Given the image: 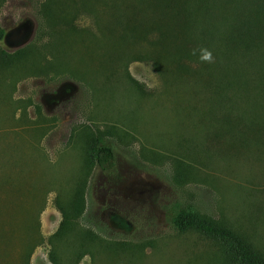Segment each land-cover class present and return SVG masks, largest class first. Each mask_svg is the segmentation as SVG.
<instances>
[{
  "label": "rangeland",
  "instance_id": "obj_1",
  "mask_svg": "<svg viewBox=\"0 0 264 264\" xmlns=\"http://www.w3.org/2000/svg\"><path fill=\"white\" fill-rule=\"evenodd\" d=\"M42 1L0 0V49L30 52L20 66L16 58L0 64V168L15 165L18 204L36 215L43 238L28 264H50L48 238L61 220L55 200L63 204L82 176L78 224L101 241L65 236L58 244L62 262L222 264L214 239L174 228L171 216L180 208L229 223L264 252V136L255 138L260 146L246 148L227 135L211 138L204 85L190 71L177 80L173 67L156 70L151 60L136 59L102 82L109 70L94 64L102 50L92 44L85 58L74 36L66 46L74 55L47 68L53 58ZM74 23L86 26L90 18ZM200 65L192 61L188 68ZM99 132L114 164L85 174V138ZM80 242L88 252L70 261L71 245Z\"/></svg>",
  "mask_w": 264,
  "mask_h": 264
},
{
  "label": "trees",
  "instance_id": "obj_2",
  "mask_svg": "<svg viewBox=\"0 0 264 264\" xmlns=\"http://www.w3.org/2000/svg\"><path fill=\"white\" fill-rule=\"evenodd\" d=\"M39 12L45 18L52 49L53 59L47 68L59 67V62L74 55L66 51L68 39L74 36L85 58L92 44L102 50L94 59L95 66L109 70L102 82L113 77L119 64L136 59L151 60L156 70L162 67L170 72L168 68L173 67L170 74L177 80L190 71V78L204 85L207 103L203 113L210 121L207 133L211 138L227 135L230 144L260 146L255 138L264 136V0H43ZM82 15L90 18V24L77 26L74 20ZM2 35L0 29V39ZM205 51L211 53L210 61L201 59ZM29 54V50H17L11 55L0 49V64L16 58L20 66ZM40 57L35 54V59ZM192 61L200 63V68L191 71ZM34 65L30 64L31 69ZM202 69L205 76L198 79ZM82 159L85 174L92 167L106 171L114 164L112 149L103 143L101 132L87 135ZM12 169L15 165L0 168V264H28L33 248L43 238L36 215H28L18 204L16 193L22 184ZM84 186L82 176L63 204L58 197L55 200L61 220L48 238L50 264H74L61 260L58 244L65 236L100 240L92 230L78 224L85 206ZM171 223L178 231L195 229L214 239L222 264H264V252L229 223L183 208L174 211ZM113 244L115 248L121 243ZM71 247L74 259L70 261L88 252L82 242Z\"/></svg>",
  "mask_w": 264,
  "mask_h": 264
},
{
  "label": "clouds",
  "instance_id": "obj_3",
  "mask_svg": "<svg viewBox=\"0 0 264 264\" xmlns=\"http://www.w3.org/2000/svg\"><path fill=\"white\" fill-rule=\"evenodd\" d=\"M202 60L210 61V60H211V53L205 51V52H204V55L202 56Z\"/></svg>",
  "mask_w": 264,
  "mask_h": 264
}]
</instances>
